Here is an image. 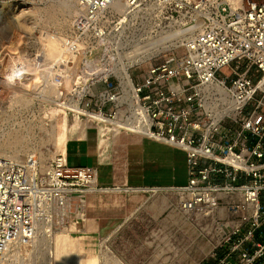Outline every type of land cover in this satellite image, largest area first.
Segmentation results:
<instances>
[{
	"label": "built area",
	"instance_id": "built-area-1",
	"mask_svg": "<svg viewBox=\"0 0 264 264\" xmlns=\"http://www.w3.org/2000/svg\"><path fill=\"white\" fill-rule=\"evenodd\" d=\"M142 2L75 0L66 53L76 52V44L93 51L120 14L113 6L136 10ZM156 2L183 21L181 53L149 63L135 80L129 75L130 102L113 74L101 78L91 70L88 85L101 81L104 89L91 94L86 107L109 121L117 118L120 132L183 153L187 181L171 188L180 211L212 213L233 195L242 208L254 207L246 230L231 232L232 247L212 264H264V0ZM130 123L139 134L128 129ZM97 190L95 170L68 166L65 152L46 173L33 159L0 156V264L12 245L31 240L40 225L51 228L70 214L83 218V195Z\"/></svg>",
	"mask_w": 264,
	"mask_h": 264
},
{
	"label": "rangeland",
	"instance_id": "rangeland-1",
	"mask_svg": "<svg viewBox=\"0 0 264 264\" xmlns=\"http://www.w3.org/2000/svg\"><path fill=\"white\" fill-rule=\"evenodd\" d=\"M142 1L130 14L120 13L110 20L107 39L97 42L93 51L76 44L77 51L67 54L64 42L72 36L75 0H0V156H10L2 146L16 136L19 142L13 159H33L46 173L54 158L64 154L67 142L85 131L110 143L115 130L82 114L90 110L86 103L91 94L104 89L101 81L88 85L90 71L103 78L122 60L126 62L125 54L134 48L159 39L163 31L183 28L175 12L160 8L156 0ZM10 3L21 4L6 11ZM181 35L170 39L174 43L170 49L149 50L140 62L132 63L128 68L131 79L149 63L180 54ZM73 103L78 106L76 112L70 106ZM145 148L158 159L149 166L145 162L131 167L125 187H157L158 191L110 188L85 194L83 218L67 215L51 226V233L46 232L55 234L56 249L69 255L71 262L79 252L83 260L97 257L98 264H212L232 247L229 234L246 230L252 214L242 208L239 195L223 197L218 211L207 215L180 211L170 189L187 181L183 153L154 142H146ZM229 203L236 208L229 209ZM259 205L264 218V193ZM261 231L264 234V222ZM48 244L17 248L1 264H54Z\"/></svg>",
	"mask_w": 264,
	"mask_h": 264
},
{
	"label": "crops",
	"instance_id": "crops-1",
	"mask_svg": "<svg viewBox=\"0 0 264 264\" xmlns=\"http://www.w3.org/2000/svg\"><path fill=\"white\" fill-rule=\"evenodd\" d=\"M146 142L154 141L132 134H118L107 143L99 134L85 131L83 135L67 142L66 161L70 167L94 169L96 184L101 189L117 186L125 188L131 179V167L145 162L149 166L158 159L153 151L145 148Z\"/></svg>",
	"mask_w": 264,
	"mask_h": 264
},
{
	"label": "bare ground",
	"instance_id": "bare-ground-1",
	"mask_svg": "<svg viewBox=\"0 0 264 264\" xmlns=\"http://www.w3.org/2000/svg\"><path fill=\"white\" fill-rule=\"evenodd\" d=\"M21 4V3H20ZM20 4H17V3H10L6 6V11L7 10H12V9H15V6L16 5H20ZM47 7V6H46ZM75 7V5H74ZM53 8V7H52ZM113 8L116 10V11H119L120 13L122 14H125V13H129L131 11H133V9L131 8H127V7H124L123 5L121 4H116L113 6ZM118 8V9H117ZM75 9V8H74ZM54 11V10H53ZM21 12V11H20ZM45 12V11H44ZM75 12V11H74ZM50 13V12H49ZM19 14V13H18ZM23 14V13H22ZM28 14V13H27ZM34 14V12L32 13ZM44 14V13H43ZM42 14V15H43ZM47 14V13H46ZM53 14V13H52ZM49 15V14H48ZM51 15V14H50ZM49 15V16H50ZM57 15V14H56ZM30 16V14H29ZM28 17V16H27ZM32 17V16H31ZM46 18V17H45ZM55 18V17H54ZM46 19H49V18H46ZM49 22V21H48ZM53 22V21H52ZM56 22V21H55ZM54 22V23H55ZM21 25V24H20ZM174 26V25H173ZM181 26V25H180ZM173 28V27H172ZM185 30V28L181 29V28H178V29H175L172 31L171 30H168V33L166 32H161V34H165L164 36H161L159 37V39L157 40H153L151 42H148L147 44H145L144 46H141V47H137V48H134V50L128 52V54H125V58H126V62H122L119 64V66L115 67L111 72H106L104 77L103 78H106L110 73L113 74L116 79H118V81L120 82L119 84H121V88L122 90L124 91V94L125 96L129 99V102L130 100H134L135 99V96L132 94V89H131V81H130V77H129V73H128V68L131 66V64L133 63H137V62H140L143 58H145L147 55L150 54V51L149 50H153L155 49L156 51H160V50H168L170 49V47H172L174 45V43H172L170 41V39H175L177 38L179 35H181V33ZM122 31V30H121ZM119 31V32H121ZM151 32V31H150ZM152 33V32H151ZM121 34V33H119ZM138 41V40H137ZM169 43V44H168ZM168 44V45H167ZM139 45V44H138ZM155 54V53H154ZM143 55V56H142ZM153 55V54H152ZM151 55V56H152ZM132 64V65H133ZM112 69V68H111ZM71 107H73V109L75 110V112L78 110V106L77 104H74L73 105H70ZM74 112V111H73ZM82 114L86 117H89V118H92V119H95L99 122H104V123H107L109 124L114 130H115V137L120 134V127L122 126V124L116 119L114 120H107L104 116L100 115V114H91L89 112H82ZM128 129L130 131H137V133L139 134L141 130L139 129H135L133 128V123H130L128 126ZM50 134V133H49ZM133 136H138V135H134L132 134ZM14 136V135H13ZM52 136V135H51ZM139 137V136H138ZM18 140L15 137H13L12 139H10V141L5 144L4 146L2 147H5L9 150V153L10 156H5L6 158L8 159H13L14 158V153L15 151L17 150V145H18ZM1 147V148H2ZM6 149V150H7ZM3 150V149H2ZM6 155V154H5ZM14 160V159H13ZM42 167V166H41ZM47 169V168H46ZM49 170V169H48ZM112 190H122L123 192H127V191H131V192H138V191H151V192H156L159 190V188L157 187H150V188H118V189H113L111 188ZM110 188H102L101 190L99 191H107V190H111ZM162 189V188H160ZM164 189V188H163ZM172 190V192H174L173 189H170ZM166 193V192H165ZM164 193V194H165ZM171 194V193H170ZM175 194V193H174ZM146 195V194H145ZM159 195V194H158ZM157 195V196H158ZM240 199V198H239ZM144 203V202H143ZM163 203V202H162ZM145 205V204H144ZM147 206V205H146ZM157 206V205H156ZM142 207V206H141ZM154 207V206H153ZM167 207V205H166ZM139 208V207H137ZM144 208V207H143ZM154 209V208H153ZM220 210V209H219ZM247 210H250V212H254L255 209L254 207L252 206H248V209ZM218 211V210H217ZM204 214V213H203ZM207 214H210V213H206ZM243 214V213H242ZM189 215V214H188ZM199 215V214H198ZM203 216V215H202ZM50 224L49 223H44L42 225H40L37 233L35 234V236L29 240V241H22L20 243H17L15 245H12L10 249H8L5 257H4V260H7V258L11 257L12 254H14L15 252H17V248L20 249V248H23V246L25 247H32V249L36 248L37 247V244H41L43 242H47L49 243L51 246H50V250H51V256L53 257V260H54V264H69V263H72V264H98L97 262V257L95 256H90V257H87V259L83 260L80 258L79 256V252L77 254V257L71 262L70 261V258H69V255H67L66 253H61L59 252L56 247H55V241H54V235L50 234V235H47V233H51L50 229ZM47 232V233H46ZM60 232V231H59ZM57 234H64V233H57ZM69 234V233H68ZM66 235V234H65ZM49 241V242H48ZM48 244V245H49ZM47 245V246H48ZM100 245V244H99ZM39 246V245H38ZM37 250V249H36ZM48 250V249H47ZM25 251V250H24ZM23 251V252H24ZM28 251V250H27ZM48 252V251H47ZM25 253V252H24ZM105 256V255H104ZM52 260V259H51Z\"/></svg>",
	"mask_w": 264,
	"mask_h": 264
}]
</instances>
